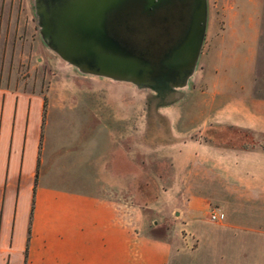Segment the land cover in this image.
Segmentation results:
<instances>
[{
    "label": "rangeland",
    "instance_id": "374dc122",
    "mask_svg": "<svg viewBox=\"0 0 264 264\" xmlns=\"http://www.w3.org/2000/svg\"><path fill=\"white\" fill-rule=\"evenodd\" d=\"M47 2L0 0V94L27 96L29 105L32 99L44 101L45 97L43 120L49 114L44 124V146L47 152L49 149L60 155L66 149L67 157L57 156L47 170L40 172V183L82 186L85 151H95L103 132L95 119L87 117L95 99L87 98L81 89L87 78L102 79L120 96L121 111L134 113L128 135H121L120 166L130 175V181L120 185V202L134 206L137 216L144 211L147 214V206L151 208L150 234L169 242L167 264H264V177L259 172L257 178H245L251 160L241 161L246 150L264 152V130L254 132L219 118L206 123L183 117L177 131L161 114L167 110L161 100L195 94L194 77L189 76L185 84L161 85L152 76L133 81L83 70L55 50L42 31L41 8ZM239 15L252 18V23L247 19L244 24L249 30L261 32L256 59L259 68L254 78L259 94H264V0H206V47L196 64L208 61L209 47L217 41L210 42L208 36L238 30ZM246 48L239 45L235 51L245 54ZM234 57L224 52L213 60L232 63ZM238 59L247 68L237 81L246 83L249 89L253 64ZM233 86L238 88V83ZM181 111V105L171 108L173 114ZM192 111L197 114L199 108ZM202 126L201 135L210 142L202 149L208 158L177 172L171 156L164 151L174 138L172 132L180 139L188 137L190 131L192 137H197ZM229 161L233 164L231 171L223 166ZM212 210L222 211L224 217L212 219Z\"/></svg>",
    "mask_w": 264,
    "mask_h": 264
},
{
    "label": "crops",
    "instance_id": "0c3cea01",
    "mask_svg": "<svg viewBox=\"0 0 264 264\" xmlns=\"http://www.w3.org/2000/svg\"><path fill=\"white\" fill-rule=\"evenodd\" d=\"M247 19L250 18L239 15L238 30L208 36L210 42L217 41L209 47L208 61L198 66L196 61L206 47L204 32L193 68L174 70H186L179 83L185 84L192 76L196 83L194 91L197 90L190 97L161 100L167 108L161 114L177 131L183 117L206 123L219 118L254 132L264 130V94H259L260 87L254 78L259 68L256 59L261 32L249 30L244 25ZM239 45L247 47L245 54L235 51ZM224 52L234 54V62L221 64L213 60ZM239 57L253 64L249 89L246 83L237 81L247 68L238 62ZM235 83L238 88H233ZM81 91L88 94L87 98L95 99L87 117L95 119L103 132L95 151H85L82 186L40 183V172L47 170L57 156L67 157L66 149L60 155L49 149L47 152L44 146V124L49 113L43 120V100L32 99L29 105L27 96L0 94V264H167L170 245L166 239L150 234L151 208L147 206V214L144 211L137 216L136 208L121 204L119 198L121 183L130 181V175L121 171L120 166L121 135H128L134 113L121 111L120 96L102 79L87 78ZM177 105L183 111L173 114L171 108ZM194 108H199L197 114L192 111ZM200 128L197 137H192L190 131L188 137L181 139L173 131V140L165 145L164 151L171 156L177 172L193 166L198 159L208 158L202 149L210 142L201 135L204 126ZM86 131L88 135L91 132ZM245 152L241 161L251 160V169L243 176L254 179L261 172L264 177V152ZM223 166L231 171L233 164L229 161Z\"/></svg>",
    "mask_w": 264,
    "mask_h": 264
},
{
    "label": "water",
    "instance_id": "95a60500",
    "mask_svg": "<svg viewBox=\"0 0 264 264\" xmlns=\"http://www.w3.org/2000/svg\"><path fill=\"white\" fill-rule=\"evenodd\" d=\"M133 0H48L42 5V31L50 45L83 70L145 81L154 64L130 49L110 31L112 15ZM143 8L162 0H145ZM206 26V0H194L189 23L160 64L166 69L191 70ZM127 39H124V41Z\"/></svg>",
    "mask_w": 264,
    "mask_h": 264
},
{
    "label": "flooded vegetation",
    "instance_id": "af4514ba",
    "mask_svg": "<svg viewBox=\"0 0 264 264\" xmlns=\"http://www.w3.org/2000/svg\"><path fill=\"white\" fill-rule=\"evenodd\" d=\"M145 3V0H133L127 8L116 11L111 18L110 31L130 49L151 59L154 64L151 76L161 85L179 82L186 70L166 69L160 60L183 35L194 0H162L149 9L143 8Z\"/></svg>",
    "mask_w": 264,
    "mask_h": 264
},
{
    "label": "built area",
    "instance_id": "2783aa9c",
    "mask_svg": "<svg viewBox=\"0 0 264 264\" xmlns=\"http://www.w3.org/2000/svg\"><path fill=\"white\" fill-rule=\"evenodd\" d=\"M210 217L212 219H221L222 217H224V213L222 211H215V210H212L210 212Z\"/></svg>",
    "mask_w": 264,
    "mask_h": 264
},
{
    "label": "trees",
    "instance_id": "16d2710c",
    "mask_svg": "<svg viewBox=\"0 0 264 264\" xmlns=\"http://www.w3.org/2000/svg\"><path fill=\"white\" fill-rule=\"evenodd\" d=\"M44 105H45V97H44ZM24 264H26V262Z\"/></svg>",
    "mask_w": 264,
    "mask_h": 264
}]
</instances>
